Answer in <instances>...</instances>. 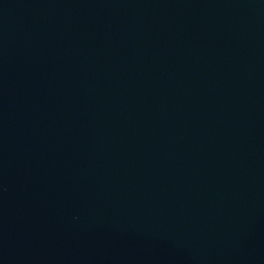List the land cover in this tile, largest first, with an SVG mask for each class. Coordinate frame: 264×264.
Segmentation results:
<instances>
[{
    "label": "water",
    "instance_id": "1",
    "mask_svg": "<svg viewBox=\"0 0 264 264\" xmlns=\"http://www.w3.org/2000/svg\"><path fill=\"white\" fill-rule=\"evenodd\" d=\"M0 264H264V0H0Z\"/></svg>",
    "mask_w": 264,
    "mask_h": 264
}]
</instances>
